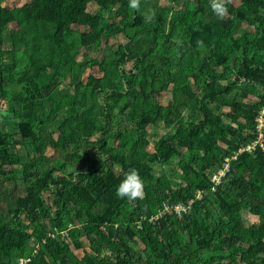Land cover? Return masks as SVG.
Listing matches in <instances>:
<instances>
[{
    "label": "trees",
    "instance_id": "1",
    "mask_svg": "<svg viewBox=\"0 0 264 264\" xmlns=\"http://www.w3.org/2000/svg\"><path fill=\"white\" fill-rule=\"evenodd\" d=\"M221 2L0 7V264H264V148L210 182L256 137L264 0Z\"/></svg>",
    "mask_w": 264,
    "mask_h": 264
},
{
    "label": "built area",
    "instance_id": "2",
    "mask_svg": "<svg viewBox=\"0 0 264 264\" xmlns=\"http://www.w3.org/2000/svg\"><path fill=\"white\" fill-rule=\"evenodd\" d=\"M255 132L256 137L250 141L247 145L240 148L238 152H236L231 158H226L225 162L222 166V168L218 169L216 172H214L210 178V182L213 184L212 190L215 185H217L222 177L228 172L229 169V163L232 160H235L238 154L241 153H252V151H255L256 148H264V105L262 106L261 110L259 111L258 115L255 118ZM196 198H201V193L198 191L196 194ZM189 209V205L184 206L182 204L174 205V206H167L165 205L163 207L162 212H159L157 216H161L165 212H172L177 215H180L181 212H186ZM157 216L153 219H157ZM24 261L20 260L19 264H22Z\"/></svg>",
    "mask_w": 264,
    "mask_h": 264
},
{
    "label": "clouds",
    "instance_id": "3",
    "mask_svg": "<svg viewBox=\"0 0 264 264\" xmlns=\"http://www.w3.org/2000/svg\"><path fill=\"white\" fill-rule=\"evenodd\" d=\"M131 4L134 8L140 7V0H131ZM212 7L216 10L217 13L223 14L227 11V8L221 2V0H213ZM155 12L151 13L154 15ZM151 15L149 18H151ZM144 181L140 176L138 169L131 168L125 174L124 178L120 181L117 191L122 197H138L143 194Z\"/></svg>",
    "mask_w": 264,
    "mask_h": 264
},
{
    "label": "rangeland",
    "instance_id": "4",
    "mask_svg": "<svg viewBox=\"0 0 264 264\" xmlns=\"http://www.w3.org/2000/svg\"><path fill=\"white\" fill-rule=\"evenodd\" d=\"M0 2H1L0 3V7H2L5 10H8V11L11 10L12 11V9L20 8L24 4L28 3L29 0H0ZM178 4L181 5V1ZM29 7H33V4H30ZM93 7H94V5H91L90 8H93ZM3 22L4 23H7L8 29H13V28L16 29L15 22H13V20H12V18H11V16L9 14L3 16ZM76 29H78L79 31H81L83 28L76 27ZM111 42L118 44L119 42H122V40L120 38H113L111 40ZM84 53H85V51L82 50L81 53H80V55H79V58H81L84 55ZM225 110H227V109H225ZM3 128H4V126H3ZM7 129H11V127L10 126H7ZM150 130L152 131V129H150ZM157 132L159 134H161L164 131L160 129ZM172 162L175 164L174 161H172ZM173 166L175 167V165H173ZM243 218H244V221H245L246 225H248L250 223V220L248 219V217L244 214L243 215ZM30 243H32V242H30ZM86 251L89 252V249L86 248Z\"/></svg>",
    "mask_w": 264,
    "mask_h": 264
}]
</instances>
